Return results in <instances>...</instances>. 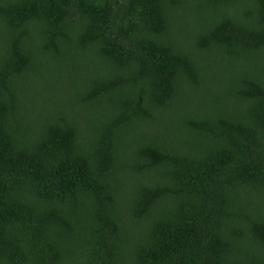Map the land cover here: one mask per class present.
Wrapping results in <instances>:
<instances>
[{"label": "trees", "instance_id": "obj_1", "mask_svg": "<svg viewBox=\"0 0 264 264\" xmlns=\"http://www.w3.org/2000/svg\"><path fill=\"white\" fill-rule=\"evenodd\" d=\"M0 264H264V0H0Z\"/></svg>", "mask_w": 264, "mask_h": 264}]
</instances>
